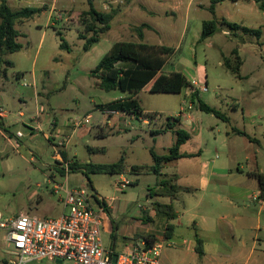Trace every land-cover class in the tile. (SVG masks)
I'll return each instance as SVG.
<instances>
[{
    "label": "rangeland",
    "instance_id": "374dc122",
    "mask_svg": "<svg viewBox=\"0 0 264 264\" xmlns=\"http://www.w3.org/2000/svg\"><path fill=\"white\" fill-rule=\"evenodd\" d=\"M92 1L99 11L114 14V20L111 22L110 32L87 52L84 51L86 41L79 39V33L91 36L82 25V13L89 9V0H60V4L66 8L62 10V19H53L55 25L52 26L46 25L47 11L16 24L22 48L5 55L4 58L11 61L13 66H7L6 72L0 71V78L4 79V74L7 75L8 80L4 82L9 94L16 97L6 109L18 121L9 129L14 133V144L7 143L0 133V210L9 216L21 210L28 211L31 206L37 205L42 212L49 211L48 208L54 204L58 205L59 210H63L58 200L62 193L55 194L52 184L47 183L46 179H55L60 183L65 181L58 172L61 165L54 156L65 151L59 142L67 135H72L67 146L71 156L69 161L76 158L81 162L114 163L124 156L126 166L151 164V148L165 154L176 141V135L171 130L159 135L152 131L161 132L165 128V118L181 116L182 108L186 109L183 113L190 115L193 121L189 129L184 128L192 137L187 144L188 150L201 149L202 161L212 165H225L230 158L234 172L240 167L245 170L253 168L255 161L253 154L247 152V140L234 132V129L245 130L243 120L246 117V128L261 140L264 148V31L258 39L241 29L230 30L221 24L219 18L225 16L229 22L259 29L264 26V11L256 4L244 0L237 3L226 0L218 7L215 15L209 10L210 0H167L164 6H154L149 0H137L129 10L120 15L119 12L129 3L128 0ZM142 2L148 7L152 6V9L143 7ZM10 6L20 9L39 5L34 0H22V3L13 0ZM244 8L247 9L246 13ZM211 19L220 22L219 29L211 37L200 41L203 22ZM143 23L153 27L145 29L144 42L175 48L166 59L163 73L182 72L188 80L196 79L200 88L207 86V91H199V98L224 112L229 121L201 110L197 99L195 103L191 99L194 91L191 88L172 94L154 93L150 91V87L139 94V99L143 108L159 114L156 124L146 125L142 120L131 116H125L121 121L109 122L108 114L104 112L105 107L101 105L130 96V93L100 89L97 80L89 72L116 42H139L133 27ZM224 30L229 33H224ZM59 33L70 46L69 50L61 48ZM234 49L238 50L243 62L240 76L224 65V58L227 57L236 64ZM19 74H23V77L17 80ZM38 90L43 92V116L51 121V128L54 120L59 124L54 132L45 130L50 139L45 138L42 132L31 134L27 125L23 124L27 122L26 124L34 125L37 118L35 91ZM191 103L193 108L188 110ZM18 110L23 111L25 116L19 117ZM87 115L91 116L89 123L73 132L77 127L70 126L82 121ZM192 123L201 129L200 136L196 137V132L191 130ZM56 126L55 122L54 129ZM119 127L121 132L118 133ZM18 130L23 132V136H17ZM228 138L230 139L225 140ZM89 149H94V152ZM196 162L198 161L187 160L185 168L195 169ZM52 163L54 164L50 165ZM167 171L177 172L174 166L167 168ZM122 177L136 183H131L122 190L116 186V182ZM68 178L73 185L86 187L93 193L95 191V196H99V203L102 199L111 203L114 223L121 229L119 235L136 233L139 240L147 239L148 235L160 234L166 228L167 221L156 215L153 201L166 202L167 199L160 196L149 197L152 194L150 191L157 188L161 179L154 174L147 173L139 178L128 172L122 176L91 174L95 190L87 185V178L81 172L70 173ZM158 192L161 193V189ZM180 197L181 203L176 202L178 207L183 204L182 200L190 198L183 191ZM92 202L98 209L97 201L93 199ZM262 222L264 226V215ZM261 238L264 239V231L261 232ZM262 248L264 250V246ZM12 257L4 233L0 231V264H7L6 260ZM42 264L50 263L43 260Z\"/></svg>",
    "mask_w": 264,
    "mask_h": 264
},
{
    "label": "crops",
    "instance_id": "0c3cea01",
    "mask_svg": "<svg viewBox=\"0 0 264 264\" xmlns=\"http://www.w3.org/2000/svg\"><path fill=\"white\" fill-rule=\"evenodd\" d=\"M12 1L13 0H8L9 6ZM34 1L39 5L38 7L40 8L44 7L42 11L48 12L46 25L49 26L55 25V21H53V19L56 18H57L56 20L62 19L61 18V14H63L62 10H64V7L66 8V6L61 5L60 0H34ZM165 1L167 0H149V2L153 3L152 5L154 6H160V5L164 6L163 4ZM225 1L226 0L217 4L215 14L217 13L218 7ZM232 1L237 3L240 0H232ZM244 1L254 3L260 8V3L258 0H244ZM19 2L22 3V0H19ZM128 2L129 3L126 6H124L122 10L119 12L120 15L123 14V12H125L126 10H129L131 6H133L135 2H137V0H130ZM141 4L143 5V7L152 9L151 8L152 6L148 7L143 2ZM176 6H177V2H175L174 7ZM13 10H18V9H13ZM244 12L245 13L247 12L246 8H244ZM59 17L60 19H58ZM222 18H226V17L220 16L219 19ZM226 19L228 20V18ZM113 20L114 17L112 21ZM18 23H22V22H18ZM259 29H262L264 31V26L260 27ZM110 30L105 34H108ZM224 33L228 34L229 32L224 30ZM22 77L23 74H19L17 76V80H19ZM7 80L8 79L6 74H4V79L0 78V117L3 125V128L0 127V133L7 143L14 144V140H13L14 133L11 132L9 129L11 128L12 125L17 124L18 121L15 118V116L10 115L11 112L6 109V106H8L9 103H12L16 97L11 96L9 94L8 87L5 84ZM43 88H44V84L42 85V89ZM145 89L146 88H144L141 92H143ZM141 92H139L137 95H132L130 93V96H126L121 99L129 98L131 96L139 99V94ZM35 96L37 100V110H36L35 118L36 117L37 118L36 120H34V125L26 124L27 122H23V124L27 125L26 127L31 131V134L34 135V133L42 132L45 138L50 139V135L46 133L45 130L47 131V129H50L52 132H54L59 127L58 121L54 120L52 124V128L50 127L49 124H51V121L42 114V112L44 111L41 104V98L43 96V92H41L40 90L35 91ZM18 98L20 102H22L21 97L18 96ZM144 110L145 112H150L145 108ZM104 112L108 114V120L109 122L111 121L112 123L113 121H121L125 116L128 117L131 116L136 118L134 115L125 112H116L109 110H104ZM18 116L24 117L25 113L21 110H18ZM86 117L90 118L91 116L87 115ZM157 118H155L154 120H149L144 118H137V119L142 120V122L145 123L146 125H150V124H156V121L158 120ZM178 118L181 119V124L178 127H181L183 129L184 128L189 129V125L192 121V117L190 115H185V113H182L181 116H179ZM245 118L246 117H244L243 120L244 121L243 128L245 130L234 129V132L238 133V131H243L247 133L249 137H251L248 138L244 136L249 146L247 152L253 154V158L255 161V163L253 164V168H250L249 170H245L243 167H240L237 168V172H234V169L231 168L230 158H228L229 160L226 161L225 165L222 164V166L212 165L209 164L208 162H203L201 149L196 151H191L188 150L187 148L188 142L192 139L191 134H190V139L184 144H182L180 147V153L186 154L188 156L179 158L178 160L169 163L164 167L162 171L164 177L167 178L170 176H176V184L179 186L180 190L178 193V197L175 200H171L169 197H163L167 199L166 202L162 201L163 203H173L177 216L176 218L166 222L174 225L173 234L170 238L165 237L164 230L161 231L160 234L156 235L157 237L156 241L164 242L165 244L161 252V264H264V250L262 248L264 246V239L261 238V232L264 231V226L262 222V216L264 215V198L261 197V189L258 179L255 176L250 175V173L253 172L264 173V162H263L264 148H262L261 146L262 144L261 140L258 137H256L255 134L249 132L248 129L246 128L248 122L245 120ZM227 121H229V117ZM55 122L57 126L54 129ZM249 122L251 121L249 120ZM76 123L77 122L73 123L72 126L70 127L73 128V126H75ZM192 124L193 126L191 130L196 132V137L200 136L201 129L194 126V123ZM77 129L78 128L73 130V132H75ZM18 132H21L23 134V132L20 130H18ZM117 132L118 133L121 132L120 127ZM67 136L64 137V139H62V141H60L59 144L61 148H64L69 159V157L71 156L68 153L67 146L71 141L72 135L69 137ZM263 136H264V132H263ZM229 139L230 138L225 140H229ZM58 148L59 147H57V149ZM229 156L230 155L228 154V157ZM54 159L56 160L57 163H59V165H61L60 160H63V158L59 153H57V155L54 156ZM73 159L78 160L76 158ZM187 160L198 161L196 162L195 169L187 170L185 168L186 165L185 162ZM53 164L54 163L50 165ZM152 165H153V160L151 164H148L146 166L139 164L132 165L131 167L126 166L125 172L134 174L137 178H139L147 173L154 174L153 171L150 169ZM133 166H138L140 168L133 170L132 169ZM170 166L176 167L177 172H171V173L168 172L167 168H169ZM49 171L51 170L49 169ZM117 175L122 176L123 174H117ZM121 179H125V178L122 177ZM46 181L47 183H49L48 178L46 179ZM129 181L134 184L136 183L135 181H131V180ZM69 184L71 186H78V185H73L72 182H70V179H69ZM182 191L185 194H187L190 198H186L185 200H182L183 204H181V207H178L176 206V202L181 200L180 193ZM58 200L63 206L62 211L61 209L59 210L58 205L54 204L48 208L49 211L42 212L40 210L39 205H37V206H31L28 211L21 210L14 215L25 213L42 218L58 217L64 211V205L62 203V200L60 198ZM102 200L105 201L106 207L109 210V213L108 212L104 213L105 218L102 226V238L104 245L106 248H110L116 252L123 251L130 244L134 243V241L138 240V237L136 236V233L132 235H119L121 229L118 226H116L112 216L114 209L111 203L106 201V199H102ZM40 201H42V199H40ZM179 202L181 203V201ZM52 214H54V216H52ZM196 232L203 241V255L201 256L196 250L197 247V242L195 239ZM41 261L43 262V260ZM34 262H39V261H33L28 264H33ZM42 262L34 263V264H42ZM47 262L50 264H54L53 262L50 261Z\"/></svg>",
    "mask_w": 264,
    "mask_h": 264
},
{
    "label": "trees",
    "instance_id": "16d2710c",
    "mask_svg": "<svg viewBox=\"0 0 264 264\" xmlns=\"http://www.w3.org/2000/svg\"><path fill=\"white\" fill-rule=\"evenodd\" d=\"M130 1V0H128ZM224 0H210L209 10L212 14H215L217 4ZM261 10L264 11V0H258ZM43 9L40 7H23L18 10H13L8 0H0V71L7 70L8 67H12L13 63L6 60L4 57L8 53H14L22 48V45L18 41L20 32L16 28L18 22H23L33 18L36 14H39ZM114 14L110 12H101L93 4L92 0H89V9L82 13V25L85 28V32L91 34L86 37L82 33H79V39H84V51H89L94 44L101 40V37L107 33L111 28V21ZM215 19L205 20L203 22V30L201 33L200 41L214 35L218 29L219 24ZM221 24L226 25L230 30L238 31L242 30L246 34L253 35L258 39L263 34L262 29H252L246 26H242L238 23L229 22L226 18L221 19ZM152 26L143 23L139 26L133 27V32L140 39L139 42L135 41H119L116 42L110 50L101 58L97 66L89 72V75L97 80V85L104 91L119 90L122 92H129L132 95H137L144 88H150L154 93H172L179 94L184 88L194 89L190 80L182 72H171L169 74L163 73L166 59L171 55L175 48L166 45L149 44L144 42L145 29H151ZM61 36V33H59ZM61 48L70 49V46L61 36ZM235 55L236 64L231 61L229 57L224 58V65L227 69L231 70L238 76L243 64L242 59L237 49L233 50ZM6 68H5V67ZM191 99L194 102L197 99L199 108L207 113H212L218 118L224 121L228 120V117L221 110L206 104L199 98V91L194 90L191 94ZM105 110L125 112L134 115L136 118H144L154 120L159 117L158 113L145 112L141 106L140 100L136 97H129L125 99H117L106 105ZM181 124V119L178 117H166L164 120V129L161 132L173 131L176 135V141L172 147L169 148L165 154H158L154 148L150 149V154L153 160V165L150 169L153 171L157 178H161L157 188L150 191L151 197H169L171 200H175L178 197L179 186L176 184V176L169 178L164 177L162 173L164 167L172 163L179 158L187 157L188 155L180 153V147L182 144L190 139V133L185 129L178 127ZM0 127L3 128L1 117ZM154 133V131H152ZM160 131H155V134H160ZM239 134L249 137V135L243 131H238ZM94 152V149H89ZM60 155L64 161H69L67 153L61 151ZM140 167L133 166L132 169L136 170ZM126 170L125 157L121 156L114 163H94V162H80L73 160L69 166L68 174L73 172H81L87 178V185L94 190L93 183L90 179L91 174H124ZM61 177L66 176V170L64 168L58 169ZM250 175L255 176L260 184L261 197L264 198V173L253 172ZM134 184V183H132ZM161 189V193L158 190ZM97 198V197H96ZM98 199V198H97ZM100 205L103 206L106 212L109 210L106 207L105 201L100 200ZM154 211L158 217L164 218L166 221L176 218L177 213L175 211L173 203H163L161 201H153ZM174 225L166 223L164 229L165 237L170 238L173 234ZM149 241H156V235H148ZM197 242L196 250L199 255H203V241L199 237L198 233L195 234Z\"/></svg>",
    "mask_w": 264,
    "mask_h": 264
},
{
    "label": "built area",
    "instance_id": "2783aa9c",
    "mask_svg": "<svg viewBox=\"0 0 264 264\" xmlns=\"http://www.w3.org/2000/svg\"><path fill=\"white\" fill-rule=\"evenodd\" d=\"M190 82L193 90L207 91V86L200 88L196 79ZM192 103L188 105V110H192ZM185 111L182 108L180 114ZM89 119L86 117L75 126L78 128L89 123ZM17 136L23 134L18 132ZM71 163H61V168L67 172L63 183L48 179L53 192L62 193L59 198L64 211L60 216L42 218L25 213L9 216L0 210V231H3L13 256L7 264H28L41 260L53 263L67 261L71 264H161L164 242L138 239L119 252L105 247L102 226L106 210L91 190L69 184L68 169ZM130 184L127 179L116 182L120 189ZM93 199L99 204L98 209L94 207Z\"/></svg>",
    "mask_w": 264,
    "mask_h": 264
},
{
    "label": "water",
    "instance_id": "95a60500",
    "mask_svg": "<svg viewBox=\"0 0 264 264\" xmlns=\"http://www.w3.org/2000/svg\"><path fill=\"white\" fill-rule=\"evenodd\" d=\"M117 256L114 257V261H116ZM58 263H62L61 261H58Z\"/></svg>",
    "mask_w": 264,
    "mask_h": 264
}]
</instances>
